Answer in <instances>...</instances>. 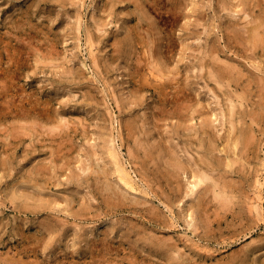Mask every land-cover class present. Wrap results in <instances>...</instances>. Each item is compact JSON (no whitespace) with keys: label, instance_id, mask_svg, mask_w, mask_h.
I'll list each match as a JSON object with an SVG mask.
<instances>
[{"label":"rangeland","instance_id":"1","mask_svg":"<svg viewBox=\"0 0 264 264\" xmlns=\"http://www.w3.org/2000/svg\"><path fill=\"white\" fill-rule=\"evenodd\" d=\"M262 23L264 0H0V264H264Z\"/></svg>","mask_w":264,"mask_h":264},{"label":"bare ground","instance_id":"2","mask_svg":"<svg viewBox=\"0 0 264 264\" xmlns=\"http://www.w3.org/2000/svg\"><path fill=\"white\" fill-rule=\"evenodd\" d=\"M177 1H178V0H177ZM172 3H173V2H172ZM181 7H182V6H181ZM170 12H171V11H170ZM174 13L177 15V13H178V6H175ZM171 15H172V14H171ZM179 17H181V16L179 15ZM261 21H262V20H261ZM259 23H261V22H259ZM143 25H144V24H143V22H142V20H141V21L139 22V28H140L141 30L138 29V30L140 31V33H141V31H142ZM261 25L263 26L264 24L262 23ZM257 26H258V25H257ZM137 28H138V27H137ZM254 28H255V27H254ZM259 28H260V27H259ZM262 29H263V27H262ZM136 31H137V30H136ZM146 32H147V31H146ZM255 32H256V31H255ZM263 32H264V29H263ZM137 33H138V32H137ZM258 33H259V32H258ZM142 34H143V33H142ZM147 34H148V33H147ZM263 34H264V33H263ZM263 34H262V36H263ZM143 35H144V34H143ZM145 35H146V34H145ZM239 35H240V34H239ZM251 35H252V34H251ZM254 35H255V34H254ZM241 36H242V35H241ZM258 36H259V35H258ZM258 36H257V37H258ZM142 37H143V36H142ZM230 37H231V36H230ZM235 37H236V36H235ZM140 38H141V37H140ZM233 38H234V37H233ZM249 38H250V37H249ZM249 38H248V39H249ZM251 38H252V37H251ZM143 39H144V38H143ZM240 39L242 40V38H240ZM252 39H253V38H252ZM252 39H251V40H252ZM261 39H262V38H261ZM254 40H255V39H254ZM258 40H260V39H258ZM147 41H148V40H147ZM247 41H248V40H247ZM144 42L146 43L145 40H144ZM236 42H237V41H236ZM257 42H260V41H257ZM147 43H148V42H147ZM239 43H240V41H239ZM252 43H253V42H252ZM255 43H256V42H255ZM259 44H260V43H259ZM261 44L263 45V43H261ZM251 45H252V44H251ZM252 46H253V45H252ZM248 49H249V48H248ZM148 62H149V61H148ZM148 62H147V64H148ZM150 62H151L150 64L153 65L152 67H154V69L156 68L155 71H158V72H156V73H159V75L161 74V75L163 76V72H165V71L163 70V68H161V67H163V66L160 65L161 67H159L158 62L154 61V58H153V60H151ZM148 65H149V64H148ZM148 65H147V66H148ZM144 67H145V65H144ZM230 67H231V66H230ZM233 67H234V66H233ZM147 68H148V67H147ZM236 68H237V67H236ZM227 69H228V68H227ZM227 69H226V70H227ZM223 70H224V69H223ZM226 70H224V71H226ZM234 70H235V69H234ZM153 71H154V70H153ZM217 71H218V70H217ZM228 71H229V70H228ZM151 72H152V71H151ZM166 72H167V71H166ZM176 72H177V71H176ZM221 72H223V71H221ZM233 72H234V71H233ZM144 73H145V72H144ZM148 73H149V72H148ZM156 73H155V74L152 73V75H153V74L156 75ZM219 73H220V72H219ZM231 73H232V71H231ZM240 73H241V72H240V69H239V74H240ZM173 74H175V73H173ZM232 74H233V73H232ZM232 74H231V76H232ZM157 75H158V74H157ZM157 75H156L155 77H157ZM175 75H177V73H176ZM216 75L219 76V75H221V74H216ZM229 75H230V74H229ZM236 75H238V73H237ZM168 76H170L169 73H168ZM171 76H172V75H171ZM223 76H224V75H223ZM231 76H229V77H231ZM241 76L244 77V76H243V72H242ZM159 77H160V76H159ZM166 77H167V75H166ZM166 77H165V78H166ZM165 78H164V79H165ZM231 78H232V77H231ZM236 78H237V76H236ZM236 78H235V80H237ZM254 78H255V77H254ZM175 79H176V77H175ZM240 79H241V78H240ZM248 79H250V78H248ZM160 80H161V79H160ZM160 80H159V81H160ZM171 80H172V79H171ZM227 80H228V78H227ZM235 80H234V81H235ZM251 80H252V79H251ZM237 81H238V80H237ZM157 82H158V81H157ZM229 83H230V81H229ZM236 83H237V82H236ZM251 83H252V82H251ZM166 84H167V83H166ZM246 84H247V83H246ZM246 84H245V85H246ZM248 84H249V83H248ZM158 85H159V83H158ZM258 85H260V84H258ZM246 86H247V85H246ZM246 86H245V87H246ZM261 86H262V85H261ZM247 87H248V86H247ZM247 87H246V88H247ZM252 87H253V85H252ZM186 88H187V87H186ZM263 88H264V87H263ZM259 89H260V88H259ZM259 89H258V90H259ZM245 90H246V89H245ZM193 106H194V105H193ZM188 108H189V107H188ZM193 108H194V107H193ZM196 108H197V107H196ZM198 108H199V107H198ZM199 109H200V108H199ZM183 111H184V110H183ZM183 111H182V112H183ZM192 111H193V110H192ZM196 111H197V110H196ZM196 111H195V112H196ZM186 112H187V111H186ZM195 112H194V113H195ZM52 119H54V117H53ZM55 120H56V119H55ZM56 122H57V121H56ZM57 124H58V123H57ZM60 124L62 125V123H60ZM58 125H59V124H58ZM61 125H60V126H61ZM62 126H63V125H62ZM128 126H129V125H128ZM251 126H252V125H251ZM55 128H56V127H55ZM129 131H130V130H129ZM129 131H128V132H129ZM250 131H251V130H250ZM252 132H254V131H252ZM252 132H250V133H252ZM240 135H242V133H241ZM252 136H253V135H252ZM246 138H247V136H246ZM250 139H251V137H250V138L248 137V138L246 139V143H245L246 145H249V143H250ZM237 142H238V141H237ZM241 142H242V141H241ZM243 143H244V142H243ZM237 145H238V143H237ZM246 145H245V148H246ZM61 146H62V145H61ZM239 146H240V145H239ZM245 148H244V149H245ZM62 149H63V148H62ZM112 154L114 155L115 153H113V151H112ZM116 154H117V153H116ZM241 154H242V153H241ZM241 154H240V156H241ZM243 155H244V154H243ZM116 157H117V155H116ZM245 157H246V156H245ZM42 167H43V166H42ZM39 168H40V167H39ZM118 169H119L120 178H121L122 182H124L126 185H129L131 188H134V184L132 183L131 178H130V175H129L130 173H128V172L125 170V168H122V165H121ZM39 171H40V170H39ZM208 177H209V176H208L207 174L199 175V179H198V181L194 183V185H193L194 187L192 186V187H193V190H196V191H197V194H198V190L200 189V188L198 189L199 185H200V184L202 185L203 182H205V181L207 180ZM210 177H211V176H210ZM224 179H225V178H224ZM224 181H225V180H224ZM35 182H36V181H35ZM225 183L227 184V181H226ZM40 185H41V184H40ZM205 186H206V185H205ZM232 187H233V186H232ZM195 188H196V189H195ZM223 188H224V186H223ZM223 188H222V189H223ZM208 189H209V188H208ZM193 190H192V191H193ZM239 190H240V189H239ZM231 192H232V191H231ZM234 192H235V191H234ZM192 193H193V192H192ZM14 194H15V193H14ZM21 194H22V193H21ZM21 194H19V196H20ZM225 194H226V193H225ZM17 195H18V194H17ZM22 195H23V194H22ZM215 195H216V194H215ZM15 196H16V195H15ZM19 196H18V197H19ZM27 196H28V195H27ZM29 196H30V195H29ZM219 196H221V195H219ZM224 196H225V195H223V197H224ZM25 197H26V195H25ZM25 197H24V198H25ZM9 198H10V197H9ZM11 198H12V197H11ZM14 198H15V197H14ZM27 198H28V197H27ZM27 198H26V199H27ZM29 198H30V197H29ZM216 198H217V196H216ZM15 199H16V198H15ZM218 199H219V198H218ZM224 199H226V198L224 197ZM27 200L29 201V199H27ZM199 200H200V199H199ZM207 200H208V199H207ZM215 200H216V199H215ZM215 200H214V201H215ZM221 200H222V199H221ZM237 200H238V199H237ZM20 201H21V200H20ZM69 201H70V200H69ZM203 201L205 202V200H203ZM219 202H220V201H219ZM221 202H222V201H221ZM71 203H72V202H71ZM223 203H224V201H223ZM223 203H222V204H223ZM229 203H232V202H229ZM12 204H13V203H12ZM14 204H15V203H14ZM197 204H198V202H197ZM200 204H201V202H200ZM46 205H47V204H46ZM224 205H226V203H225ZM209 206H210V205H209ZM228 206H229V205H228ZM31 207H32V206H31ZM214 207H215V206H214ZM26 208H27V207H26ZM39 208H40V207H39ZM212 209H213V208H212ZM216 210H218V209H216ZM223 210H224V209H223ZM213 211H214V210H213ZM202 212H203V211H202ZM210 212H211V210H210ZM225 213H226V211L224 212V214H225ZM208 216H209V215H208ZM214 216H215V215H214ZM226 216H227V215H226ZM212 217H213V216H212ZM205 218H206V217H205ZM233 219H234V218H233ZM217 221H218V220H217ZM42 222H43V221H42ZM209 222H210V221H209ZM207 223H208V222H207ZM245 234H246V233H245ZM0 261H1V260H0Z\"/></svg>","mask_w":264,"mask_h":264}]
</instances>
